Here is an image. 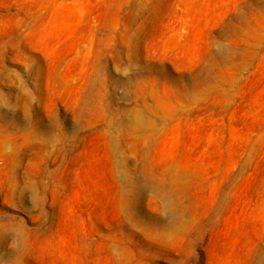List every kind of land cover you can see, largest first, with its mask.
I'll list each match as a JSON object with an SVG mask.
<instances>
[{
  "label": "rangeland",
  "instance_id": "rangeland-1",
  "mask_svg": "<svg viewBox=\"0 0 264 264\" xmlns=\"http://www.w3.org/2000/svg\"><path fill=\"white\" fill-rule=\"evenodd\" d=\"M0 264H264V0H0Z\"/></svg>",
  "mask_w": 264,
  "mask_h": 264
}]
</instances>
